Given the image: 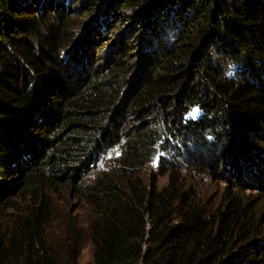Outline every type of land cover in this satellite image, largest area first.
Listing matches in <instances>:
<instances>
[{
    "label": "trees",
    "instance_id": "16d2710c",
    "mask_svg": "<svg viewBox=\"0 0 264 264\" xmlns=\"http://www.w3.org/2000/svg\"><path fill=\"white\" fill-rule=\"evenodd\" d=\"M63 189L83 264H264V0H0V264H81Z\"/></svg>",
    "mask_w": 264,
    "mask_h": 264
},
{
    "label": "rangeland",
    "instance_id": "374dc122",
    "mask_svg": "<svg viewBox=\"0 0 264 264\" xmlns=\"http://www.w3.org/2000/svg\"><path fill=\"white\" fill-rule=\"evenodd\" d=\"M165 177L160 179V183H164ZM201 190L205 193L218 190L221 188L219 184L215 181L208 180V177H204L201 179ZM11 197L17 200L15 197L18 192L11 191ZM52 205H53V220L54 224L51 225L50 231L55 232H63V229L66 227V222L70 219L77 224V227H80V238L82 242L81 252L79 256V262L81 264L92 259L93 247L90 241V237L88 236L85 227L83 226V220L90 213L86 207L82 206V204L71 194V192L67 189L60 190L55 192L52 196ZM79 230V228H78Z\"/></svg>",
    "mask_w": 264,
    "mask_h": 264
},
{
    "label": "clouds",
    "instance_id": "9594fccd",
    "mask_svg": "<svg viewBox=\"0 0 264 264\" xmlns=\"http://www.w3.org/2000/svg\"><path fill=\"white\" fill-rule=\"evenodd\" d=\"M229 68H230V71L227 73V75L231 78H235L236 76L235 66L229 65Z\"/></svg>",
    "mask_w": 264,
    "mask_h": 264
},
{
    "label": "water",
    "instance_id": "95a60500",
    "mask_svg": "<svg viewBox=\"0 0 264 264\" xmlns=\"http://www.w3.org/2000/svg\"><path fill=\"white\" fill-rule=\"evenodd\" d=\"M81 37L78 38L77 42H76V46H78V44L80 43Z\"/></svg>",
    "mask_w": 264,
    "mask_h": 264
}]
</instances>
